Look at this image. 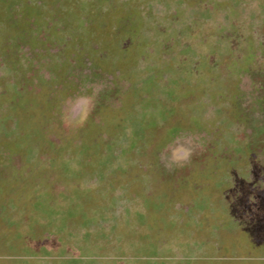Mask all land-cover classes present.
Listing matches in <instances>:
<instances>
[{
    "label": "rangeland",
    "instance_id": "rangeland-1",
    "mask_svg": "<svg viewBox=\"0 0 264 264\" xmlns=\"http://www.w3.org/2000/svg\"><path fill=\"white\" fill-rule=\"evenodd\" d=\"M0 264H264V0H0Z\"/></svg>",
    "mask_w": 264,
    "mask_h": 264
}]
</instances>
